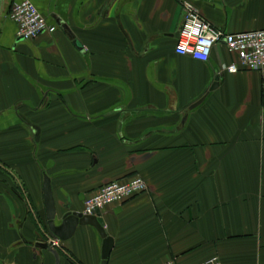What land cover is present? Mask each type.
Wrapping results in <instances>:
<instances>
[{"label": "crops", "instance_id": "0c3cea01", "mask_svg": "<svg viewBox=\"0 0 264 264\" xmlns=\"http://www.w3.org/2000/svg\"><path fill=\"white\" fill-rule=\"evenodd\" d=\"M21 1L0 0L10 263L101 262L90 226L49 245L32 218L46 222L44 176L59 225L102 185L138 175L145 193L100 211L107 264H264V72H221L235 60L223 42L207 62L176 55L181 0H28L54 27L33 41L8 16ZM189 1L223 33L264 29V0Z\"/></svg>", "mask_w": 264, "mask_h": 264}, {"label": "built area", "instance_id": "2783aa9c", "mask_svg": "<svg viewBox=\"0 0 264 264\" xmlns=\"http://www.w3.org/2000/svg\"><path fill=\"white\" fill-rule=\"evenodd\" d=\"M183 13L182 25L178 31L174 52L179 56H187L193 60L207 62L212 48L223 42L235 60L223 65L221 72L230 74L241 70L264 72V29L226 34L215 29L205 21L198 9L189 0L180 1ZM9 18L16 24L18 39L33 41L44 32H53L45 18L28 0L15 3L10 7ZM148 190L146 182L138 175L111 181L102 185L83 202L82 214L95 215L112 204H121ZM58 239H50L49 245L58 247ZM164 264H176L168 261ZM197 264H222L217 255Z\"/></svg>", "mask_w": 264, "mask_h": 264}, {"label": "water", "instance_id": "95a60500", "mask_svg": "<svg viewBox=\"0 0 264 264\" xmlns=\"http://www.w3.org/2000/svg\"><path fill=\"white\" fill-rule=\"evenodd\" d=\"M74 44L76 45L75 42ZM215 87L216 83L211 86L210 90ZM199 103L200 101L190 106L189 109L191 110L197 107ZM43 200L45 205L46 224L51 235L56 239L64 241L74 234L77 227L90 226L94 228L102 239L100 264H107L114 243L113 239L107 235L104 229V222L100 212L96 211L95 215L92 216L83 215L81 212H67L60 218V223L57 225L55 223L56 210L52 199L50 184L48 178L45 176L43 178Z\"/></svg>", "mask_w": 264, "mask_h": 264}, {"label": "rangeland", "instance_id": "374dc122", "mask_svg": "<svg viewBox=\"0 0 264 264\" xmlns=\"http://www.w3.org/2000/svg\"><path fill=\"white\" fill-rule=\"evenodd\" d=\"M5 203H6V201L0 200V227H2V225H1L2 223H4V225H6V223H7L6 221L8 220V217L2 215V213H1L3 206H5L4 205ZM32 214L34 216L32 218L34 220H36L37 223H39L40 225H42L41 219L36 214V212L33 211ZM5 231L6 230L0 229V264H11L10 263V258H9V255H8L10 248L8 246V243L6 242V240L8 241V239H7L8 231H6V232ZM65 255H66V253H65ZM66 262L68 264H78L76 260H73V259H70V258L66 259Z\"/></svg>", "mask_w": 264, "mask_h": 264}, {"label": "flooded vegetation", "instance_id": "af4514ba", "mask_svg": "<svg viewBox=\"0 0 264 264\" xmlns=\"http://www.w3.org/2000/svg\"><path fill=\"white\" fill-rule=\"evenodd\" d=\"M41 222H42V221H41ZM42 223H43V224H42V227L44 228L45 232H46V233H49L50 237L54 238V237L51 235V233L48 231V227H47L46 222H45V223L42 222Z\"/></svg>", "mask_w": 264, "mask_h": 264}]
</instances>
